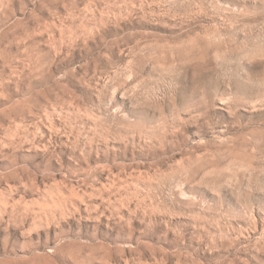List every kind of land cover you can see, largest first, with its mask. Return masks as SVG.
Returning <instances> with one entry per match:
<instances>
[{
	"label": "rangeland",
	"instance_id": "374dc122",
	"mask_svg": "<svg viewBox=\"0 0 264 264\" xmlns=\"http://www.w3.org/2000/svg\"><path fill=\"white\" fill-rule=\"evenodd\" d=\"M0 264H264V0H0Z\"/></svg>",
	"mask_w": 264,
	"mask_h": 264
}]
</instances>
